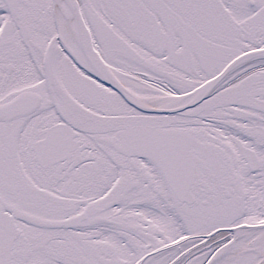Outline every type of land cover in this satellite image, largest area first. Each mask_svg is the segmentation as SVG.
Listing matches in <instances>:
<instances>
[{
  "label": "snow or ice",
  "instance_id": "snow-or-ice-1",
  "mask_svg": "<svg viewBox=\"0 0 264 264\" xmlns=\"http://www.w3.org/2000/svg\"><path fill=\"white\" fill-rule=\"evenodd\" d=\"M0 264H264V0H0Z\"/></svg>",
  "mask_w": 264,
  "mask_h": 264
}]
</instances>
